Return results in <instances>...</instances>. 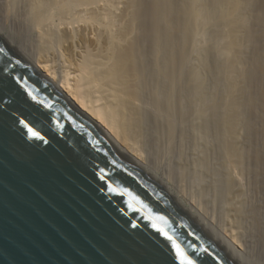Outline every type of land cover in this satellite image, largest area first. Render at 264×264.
Returning <instances> with one entry per match:
<instances>
[{"label": "bare ground", "instance_id": "6f19581e", "mask_svg": "<svg viewBox=\"0 0 264 264\" xmlns=\"http://www.w3.org/2000/svg\"><path fill=\"white\" fill-rule=\"evenodd\" d=\"M0 28L148 162L152 160L144 153L151 127L148 123L156 124L160 141L163 144L168 141L169 149L178 142H175L177 134L186 132L181 122L189 117L188 120L197 124L195 127L207 133V130L217 131L227 172V166L233 171L248 162L258 166L253 172L260 177L258 182L264 191V0H0ZM148 101L153 108L148 107ZM183 137H178L177 150L182 149L184 153L180 152L185 154ZM209 148L201 157L202 164L201 159L197 160L202 154L196 155V167L199 163L211 165L214 158ZM183 154L180 155L184 157ZM250 164L249 170L253 168ZM181 165L178 170L184 168ZM210 165L205 167L208 169ZM187 168L178 175L182 181L184 175L190 174ZM225 171L224 174L220 171L225 185L224 191L221 190L232 198L233 188L239 192L243 187L234 185L237 179L230 173L231 168L229 173ZM251 171L246 175L248 178L254 174ZM167 177L172 180L170 175ZM240 177L242 182L245 178ZM179 178L177 183L181 188L184 184H180ZM243 183L244 180L241 184L245 186ZM234 198L223 203L225 211L216 218L223 223L202 210L201 201L194 197L196 202H193L256 263V254L264 252L263 244L242 231L244 206H237L239 203ZM261 205L255 210L263 214L264 204L262 209ZM256 215L262 221L263 215ZM255 218H252L254 222ZM259 222L258 227L253 226L261 229L258 238L264 243V222ZM262 255L256 264L264 262Z\"/></svg>", "mask_w": 264, "mask_h": 264}, {"label": "water", "instance_id": "95a60500", "mask_svg": "<svg viewBox=\"0 0 264 264\" xmlns=\"http://www.w3.org/2000/svg\"><path fill=\"white\" fill-rule=\"evenodd\" d=\"M0 264L256 263L0 28Z\"/></svg>", "mask_w": 264, "mask_h": 264}, {"label": "rangeland", "instance_id": "374dc122", "mask_svg": "<svg viewBox=\"0 0 264 264\" xmlns=\"http://www.w3.org/2000/svg\"><path fill=\"white\" fill-rule=\"evenodd\" d=\"M22 1H24V0H22ZM59 19H57V21H58ZM256 46H253L254 48L253 49H255V51L257 50V48H258V45L257 44H255ZM257 47V48H256ZM253 52H255L254 50H252ZM251 55H253V53L251 54ZM255 55V54H254ZM252 57V56H251ZM254 57V56H253ZM252 57V58H253ZM152 106V107H151ZM148 107H150V109L151 108H153V105H152V103H151V101H148ZM150 112H151V110H150ZM150 116H151V119H152V115L150 114ZM185 118V117H184ZM189 118V117H188ZM188 118H185V119H187L185 122H183L184 121V119H182L183 121V123L181 122V128L183 127V126H185V135L184 134H181L180 133V135H182V136H184V137H186V138H184L183 137V139H184V141H183V143H185L186 144V146L183 148L186 152H185V154H183L184 153V151L182 150V149H179V152L181 151H183V153H181L180 152V154L182 155H184V157L183 156H181L180 154H179V152H178V142H179V138L178 137H180V135H179V133L177 134V138H175V142H177V140H178V142L175 144V142H174V144L176 145H174L173 146V144H171L172 146H173V148L174 149H172V146H171V148H167V145L168 144H166V142L168 143V141H165V144H163L164 142H162V141H160L161 140V138L159 137V135L157 134V129H156V124L154 123V122H152L153 120H151V124L153 125H151V124H149L148 123V125L149 126H151V127H149L150 129L148 130V137H147V139H148V141H147V144H146V146L144 147V153H146V155L149 157V158H151L152 160H151V164H153L154 166H159V170L163 173V174H165L166 176H171L170 178H172V182L173 183H175V184H177V186H179L178 185V183H177V181H178V178L179 177H181V180H179L180 181V184L182 185V184H184L181 188H183L184 189V191H185V189L187 190V191H185L188 195H189V197L191 198V199H193L194 197H195V199H197L196 201L197 202H200V206H201V208H202V210H203V208H204V210H206L205 212H208L207 214H209V216H213L212 218H214L215 217V219L217 218V219H219V217H220V214L222 213V212H224L225 211V203L227 202V201H230V200H233V198L237 195V199H235L234 200V202L236 203V201H237V203H239V204H237V206H239L240 207V205H241V208L244 206V208H242V216L245 218V214H248L249 213V216L247 215L246 216V218L245 219H247V221L246 220H244V218H242L243 219V221H246V223L245 222H243L242 221V224H244V226H241V227H243V228H245V229H242V231H244L246 234H247V237L248 238H254L253 239V241H257L258 240V242H259V244L261 245V244H263V246H262V248H264V243H260V241H259V238L258 237H260V235H261V229L260 230H258L257 229V227L259 226H257V224H258V222L259 223H263L264 222V211H263V214H260V213H262L261 212V210H260V212L258 211V213H259V216H261V215H263V216H261V218H262V221L260 220V217H258L257 218V215L256 216H254V214H258L257 213V211L255 210L256 208H258L261 204L263 205L264 203V195H263V193H264V191L262 192V187H261V185H260V182H261V180L257 177V175H255V173L253 172V170H254V168L256 169V168H258V166H254L253 164H250L249 162L248 163H246V164H243V168L242 167H240L239 166V168H241V169H243L242 171L238 168V169H236V166H234L235 167V171H233L234 169L232 168V167H230L231 168V172H230V168L227 166V168H228V171L232 174V176L234 175L235 177L234 178H236L237 180H235L237 183H242L243 182V180H244V182L245 183H243V184H245V186H242V184L240 185V184H237V183H234V185H236L237 187L236 188H241V187H243V189L241 190H239V192H238V190H236L235 189V187L233 188L234 190L232 191V193H231V196L233 195V197L232 198H229V197H227L226 195H225V193L223 192L224 190V187H225V185L223 184V178H221V177H223L224 175H222L221 176V172L224 174V171L226 170V167L224 168L223 166H225V164H227V162H226V159H223V156H225V155H222V154H224L223 152H222V149L219 147V142H221L220 141V139H219V135L217 134V131H215V129H211V127H210V130H212V131H209V130H207L208 131V133L204 130V129H202V128H200V127H198V126H196L195 127V125H197V124H193L194 122H192V120H188ZM191 119V118H190ZM187 121H189V122H187ZM191 121V122H190ZM190 123V124H189ZM192 123V124H191ZM147 125V126H148ZM192 125H194V126H192ZM154 126H155V128H154ZM153 127V128H152ZM189 127V128H188ZM191 127V128H190ZM192 127H194L195 129H197V130H195V129H193L192 130ZM151 128H152V130H151ZM153 129L154 130H156V131H153ZM182 129H184V127L182 128ZM187 129V130H186ZM191 129V130H190ZM198 130H204L203 132L202 131H200L199 133H197L198 132ZM183 131V130H182ZM192 131H193V133H192ZM194 131H195V133H196V135L194 134ZM215 131V132H214ZM150 132V133H149ZM152 132H153V134L154 135H150V134H152ZM158 132H160L159 130H158ZM184 132V131H183ZM204 132H206V133H204ZM155 133L158 135H156L155 136ZM203 134V136L201 135V134ZM215 133V134H214ZM206 134V135H205ZM179 135V136H178ZM206 137H205V136ZM188 136V137H187ZM194 136V137H193ZM196 136V137H195ZM200 136V137H199ZM152 137V138H151ZM156 137V138H155ZM159 137V138H158ZM158 138V139H157ZM197 138V139H196ZM182 139V138H181ZM191 141H190V140ZM193 139V140H192ZM150 140H151V142H150ZM154 140H157V142L156 141H154ZM160 141V143L162 142V144H160L159 143V141ZM187 140V141H186ZM154 141V142H153ZM154 143H156V145L160 148V149H158V147L154 144ZM153 144V145H152ZM203 144H206L207 146H205V145H203ZM147 145H148V147H147ZM150 145H152V147L150 146ZM155 145V146H154ZM212 145V146H211ZM208 146L210 147V148H212L210 151L213 153V154H210L211 155V158L213 159V160H210V161H212L211 162V165H210V163L209 164H205V165H210V168L208 167V169L205 167V165H204V163H203V165H201L202 164V160L203 159H201V157L202 156H204V152L206 151V149L208 148ZM151 147V148H150ZM178 147V148H177ZM190 147V148H189ZM214 147V148H213ZM221 149V150H219V148ZM148 148V150H146ZM154 148H156V149H154ZM209 148V149H210ZM216 148V149H215ZM217 148H218V151L216 152V150H217ZM154 149V150H153ZM171 149H172V151H171ZM190 149V150H189ZM202 149V150H201ZM205 149V150H204ZM208 149V150H209ZM169 150V151H168ZM195 152H194V151ZM151 151V152H150ZM157 153V155L155 154V152ZM201 151V152H200ZM148 152H149V154H148ZM178 154H177V153ZM210 152V153H211ZM194 153H195V155H194ZM222 153V154H221ZM152 154V155H151ZM199 154V156L200 157H198L197 156V160L199 159H201L200 161H201V164L199 163V165L196 167V155H198ZM180 155V156H179ZM160 157V159H159V157ZM156 157L158 158V160L156 161L155 159H156ZM182 158V159H179V158ZM195 158V159H194ZM178 159H179V161H178ZM161 161V163L160 162H158V161ZM183 162H182V161ZM194 160V161H193ZM198 160V161H199ZM155 161V162H154ZM199 161V162H200ZM154 162V163H153ZM176 162V165H175V167L173 166V164ZM182 162V164L183 165H181L182 167H184L185 168V166L186 167H189V169L187 168L186 169V171H188V173H190L189 175H187L188 177H185L186 175H184V178H186V183H185V179L183 178V181H182V176H178V175H181L180 174V171H184L185 172V169L184 168H179L180 170H178V166H180L179 165V163H181ZM158 163V164H157ZM178 163V164H177ZM157 164V165H156ZM169 164V165H168ZM194 164H195V167H194ZM219 164V165H218ZM248 164H250V165H253L251 168V170H249L248 169ZM161 165V166H160ZM172 165V166H171ZM248 165V166H247ZM201 166H203V168H201ZM197 168V170H193L192 168ZM205 167V168H204ZM250 167V166H249ZM167 168V169H166ZM177 169L176 171L174 170V169ZM199 168V169H198ZM222 169V168H224V169H222V170H224V171H222V170H219V169ZM244 168H246V169H244ZM163 169V170H162ZM182 169V170H181ZM201 169H202V172H201ZM189 170H190V172H189ZM193 170V171H192ZM200 170V171H199ZM176 172V174H175V176H173V174ZM195 171V172H194ZM221 171V172H220ZM236 171H238V172H236ZM246 171H247V173H246ZM250 171L252 172V173H254L253 174V176L256 178V180H254V177L251 175V174H249V178H248V176H246V175H248V173H250ZM255 171V170H254ZM194 172V175L192 174L191 175V173H193ZM200 172V173H199ZM225 172H227V170L225 171ZM229 172H227V173H229ZM235 172V173H234ZM239 172L241 173V174H239ZM256 172V171H255ZM260 172H262L261 170H260ZM197 173H199V174H197ZM201 173H202V175H201ZM234 173V174H233ZM243 173V174H242ZM184 174V173H183ZM198 176H197V175ZM219 174H220V176H219ZM230 174V175H231ZM177 175V176H176ZM196 175V176H195ZM218 175V176H217ZM238 175V176H237ZM239 175H242V177H240V178H245V179H241V181L242 182H240V179H239ZM251 175V176H250ZM190 176V177H189ZM201 177V179H200V177ZM177 177V178H176ZM198 177V178H197ZM204 177V178H203ZM251 177V178H250ZM169 178V177H168ZM174 178V179H173ZM188 178V179H187ZM196 178V179H195ZM202 178H203V180H202ZM221 179V182H219L220 181V179ZM180 179V178H179ZM199 179V180H198ZM217 179V180H216ZM219 179V180H218ZM232 179H233V177H232ZM250 179H251V181H250ZM192 180V181H191ZM201 180V181H200ZM233 180V181H234ZM184 182V183H182V182ZM248 181V182H247ZM258 181H260V182H258ZM216 182V183H215ZM251 182H253V183H251ZM258 182V183H257ZM200 183H201V186H203V184L204 183H206V184H204L205 186H203L202 187V189H201V186L199 187V185H200ZM247 183H249L248 184V186H247ZM195 184H197V185H195ZM217 184V186H215ZM221 186V184H222V186L223 187H221L220 188V186ZM180 185V186H181ZM239 185V186H238ZM185 187V188H184ZM246 187H248V188H246ZM250 187V188H249ZM260 187V188H259ZM193 188H194V190H193ZM215 188L217 189H219V191L220 192H222V193H219V191H217V190H215ZM201 189V190H200ZM204 189V190H203ZM206 189H208V191L206 190ZM213 191H212V190ZM223 191H222V190ZM246 189V190H245ZM193 190V191H192ZM261 190V191H260ZM201 191H204V192H202L201 194H199ZM215 191V192H214ZM236 191V192H235ZM244 192V193H242V192ZM190 192V193H189ZM207 192V193H206ZM238 192V194H236ZM262 192V193H261ZM203 193H205V195H203ZM208 194V195H207ZM214 194H215V196H214ZM218 194V195H217ZM214 196L215 198L217 197V203H216V201H215V198L214 197H212V196ZM221 195H222V197L224 198H222L221 197ZM224 195V196H223ZM235 195V196H234ZM245 195V196H244ZM204 196V197H203ZM193 197V198H192ZM225 197H226V199H225ZM244 197V198H243ZM228 198V199H227ZM221 199H223V201L221 200ZM230 199V200H229ZM242 202L243 200H244V202L246 203H241L239 200ZM242 199V200H241ZM226 200V201H225ZM193 201H194V199H193ZM196 201H194V202H196ZM221 201H222V203H221ZM204 203L203 205L201 204V203ZM224 203V204H223ZM198 204V203H197ZM222 204V205H221ZM227 204V203H226ZM234 204V203H233ZM224 205V206H223ZM248 205V206H247ZM262 205H261V209L264 207V205H263V207H262ZM203 206V207H202ZM234 206H235V204H234ZM236 207V206H235ZM248 207V208H247ZM251 207H253V208H251ZM255 207V208H254ZM224 208V209H223ZM252 209L251 211H250V209ZM244 209V210H243ZM248 211H247V210ZM260 209V207L258 208V210ZM222 210H224V211H222ZM255 210V211H254ZM228 211V210H227ZM243 211H245V212H248V213H243ZM254 212V213H253ZM253 213V214H252ZM254 216V217H256L255 219H256V222H254L255 220L254 219H252V218H254L252 215ZM252 219V221H251V219ZM216 219V222L218 221V223H220L221 221H219V220H217ZM254 220V221H253ZM258 220V221H257ZM251 222H252V225H251ZM221 223H223V221L221 222ZM241 224V225H242ZM253 224L255 225L256 224V226H253ZM241 227H239V230H240V228ZM257 238V239H256ZM245 241V240H244ZM247 244V243H246ZM248 246H250L251 245V243L250 244H247ZM260 254H263L262 255V259H263V257H264V252H259L258 254H256V259H255V261H256V263H257V261H258V259H259V256H260ZM261 260V259H260ZM259 264H264V262H263V260H261V262H259Z\"/></svg>", "mask_w": 264, "mask_h": 264}, {"label": "snow or ice", "instance_id": "6c2138e0", "mask_svg": "<svg viewBox=\"0 0 264 264\" xmlns=\"http://www.w3.org/2000/svg\"><path fill=\"white\" fill-rule=\"evenodd\" d=\"M29 132L31 133V136H33V137H38L39 136V134L36 131H34L33 129H31V128H29ZM40 138L42 139V137H40Z\"/></svg>", "mask_w": 264, "mask_h": 264}]
</instances>
